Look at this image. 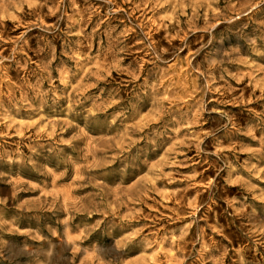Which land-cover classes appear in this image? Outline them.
<instances>
[{"label": "rangeland", "instance_id": "374dc122", "mask_svg": "<svg viewBox=\"0 0 264 264\" xmlns=\"http://www.w3.org/2000/svg\"><path fill=\"white\" fill-rule=\"evenodd\" d=\"M0 264H264V0H0Z\"/></svg>", "mask_w": 264, "mask_h": 264}]
</instances>
